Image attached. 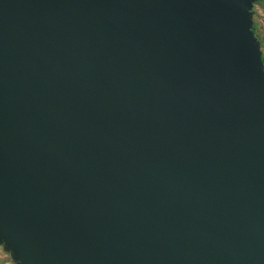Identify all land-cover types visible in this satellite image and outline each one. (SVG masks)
<instances>
[{
  "label": "water",
  "instance_id": "water-1",
  "mask_svg": "<svg viewBox=\"0 0 264 264\" xmlns=\"http://www.w3.org/2000/svg\"><path fill=\"white\" fill-rule=\"evenodd\" d=\"M259 1L0 0L15 264H264Z\"/></svg>",
  "mask_w": 264,
  "mask_h": 264
},
{
  "label": "rangeland",
  "instance_id": "rangeland-1",
  "mask_svg": "<svg viewBox=\"0 0 264 264\" xmlns=\"http://www.w3.org/2000/svg\"><path fill=\"white\" fill-rule=\"evenodd\" d=\"M253 22L256 24L257 35H258V38L260 39L261 36H264V2L254 6ZM260 42H261L262 55L264 57V41L260 39ZM3 258L7 261H10L11 264H15L11 260L8 253L5 252V255Z\"/></svg>",
  "mask_w": 264,
  "mask_h": 264
},
{
  "label": "snow or ice",
  "instance_id": "snow-or-ice-1",
  "mask_svg": "<svg viewBox=\"0 0 264 264\" xmlns=\"http://www.w3.org/2000/svg\"><path fill=\"white\" fill-rule=\"evenodd\" d=\"M262 41H264V36H261L260 38ZM5 249L6 245L0 243V264H11L10 261L5 260L3 257L5 255Z\"/></svg>",
  "mask_w": 264,
  "mask_h": 264
},
{
  "label": "trees",
  "instance_id": "trees-1",
  "mask_svg": "<svg viewBox=\"0 0 264 264\" xmlns=\"http://www.w3.org/2000/svg\"><path fill=\"white\" fill-rule=\"evenodd\" d=\"M264 1H259V2H256L255 4H254V6L255 5H257V4H260V3H263ZM254 6H253V18H254ZM254 33H255V35L257 36V38H258V35H257V29H256V24L254 23ZM259 39V38H258ZM259 41H260V39H259ZM263 60H264V57H263Z\"/></svg>",
  "mask_w": 264,
  "mask_h": 264
}]
</instances>
